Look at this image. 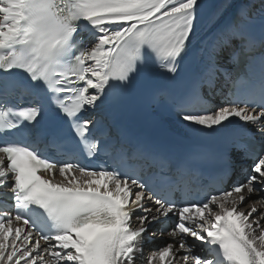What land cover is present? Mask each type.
Returning <instances> with one entry per match:
<instances>
[{
  "label": "snow or ice",
  "instance_id": "1",
  "mask_svg": "<svg viewBox=\"0 0 264 264\" xmlns=\"http://www.w3.org/2000/svg\"><path fill=\"white\" fill-rule=\"evenodd\" d=\"M200 7L199 0H0V188L12 201L10 210L0 209V264H136L151 226L161 223L164 231L168 222L174 243L147 264H264V211L256 206L264 202V0L259 34L251 27L253 5L236 6L230 19L213 23L197 69L180 77ZM228 7L217 11L223 15ZM240 51L259 53L249 58L250 86L213 106L204 89L213 94L218 73L230 79L221 60L234 61ZM149 61L171 74L169 88L159 94L183 122L207 132L232 126L216 153L185 158L173 180L142 176L122 151L109 170L107 161L82 164L71 153L48 149L64 137L42 122L55 127L67 121L90 158L106 153V126L85 113L125 95ZM14 92L24 106L10 103ZM245 135L259 137L254 152L240 143ZM234 150L253 160L245 181L205 192L203 200L173 198L179 177L200 175V165L223 183ZM253 194L260 201L248 203ZM13 219L28 226L22 239L24 229L13 230Z\"/></svg>",
  "mask_w": 264,
  "mask_h": 264
},
{
  "label": "bare ground",
  "instance_id": "2",
  "mask_svg": "<svg viewBox=\"0 0 264 264\" xmlns=\"http://www.w3.org/2000/svg\"><path fill=\"white\" fill-rule=\"evenodd\" d=\"M241 2H242V0H199V3L201 5L199 11L205 10V15L200 20V24H199L200 30L192 39L191 45L192 46H198L200 55L204 56L205 45L211 37L212 29H213V23H215V22L223 23L227 19H230L233 15L234 11H235L236 6H239L241 4ZM226 4H231L232 7L226 8L223 12V15H221L220 12L217 11V9L219 7H221L222 5H226ZM252 12H253V14H255L254 13L255 11L253 9H252ZM234 124H235V119H234ZM55 178H56V182H60L62 179L58 173L56 174ZM257 201H260V198H258V195L253 194L251 197V200L248 203H253V202H257ZM247 206L248 205L245 204V207H247ZM256 206L260 211H264V202L256 203ZM133 226L137 227L139 225L134 224ZM11 227L13 228V230H15L16 228H23L24 229V227L22 225H20L19 223H15V222L12 223ZM23 232L26 235L27 230L24 229ZM11 239H12V237L10 236L9 241H8L9 244H11ZM21 239H22V236H21ZM17 243L19 244L20 241H17ZM169 243H171V242H169ZM150 244H151V240L144 236L143 241H142V245H143L142 255L139 252L137 253V254H140V256H141L140 261L148 262V258L157 252V251H155V249L150 248V246H149ZM148 248L151 251L148 250ZM197 251H199V249H197ZM167 262H168V260L166 259L165 264H167ZM10 264H11V262H10ZM157 264H159V261L157 262Z\"/></svg>",
  "mask_w": 264,
  "mask_h": 264
},
{
  "label": "rangeland",
  "instance_id": "3",
  "mask_svg": "<svg viewBox=\"0 0 264 264\" xmlns=\"http://www.w3.org/2000/svg\"><path fill=\"white\" fill-rule=\"evenodd\" d=\"M252 1V0H251ZM251 1H249L250 3H251ZM257 2H260V0H256ZM2 18V17H1ZM46 255V256H45ZM43 258H44V260H50V257L47 255V253H44L43 254ZM158 262V261H157ZM23 263V262H22ZM136 264H147V262L146 261H139V259L137 258V260H136ZM167 264H168V262H167ZM172 264H177V262L176 261H172Z\"/></svg>",
  "mask_w": 264,
  "mask_h": 264
}]
</instances>
